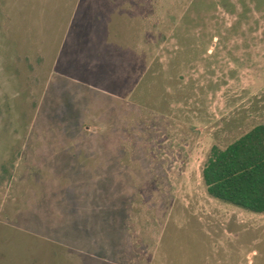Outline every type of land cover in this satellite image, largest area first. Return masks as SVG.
Segmentation results:
<instances>
[{
    "label": "rangeland",
    "instance_id": "374dc122",
    "mask_svg": "<svg viewBox=\"0 0 264 264\" xmlns=\"http://www.w3.org/2000/svg\"><path fill=\"white\" fill-rule=\"evenodd\" d=\"M262 122L264 0H0V264H264L202 180Z\"/></svg>",
    "mask_w": 264,
    "mask_h": 264
},
{
    "label": "trees",
    "instance_id": "16d2710c",
    "mask_svg": "<svg viewBox=\"0 0 264 264\" xmlns=\"http://www.w3.org/2000/svg\"><path fill=\"white\" fill-rule=\"evenodd\" d=\"M207 193L247 211L264 213V122L224 148L213 146L202 170Z\"/></svg>",
    "mask_w": 264,
    "mask_h": 264
}]
</instances>
